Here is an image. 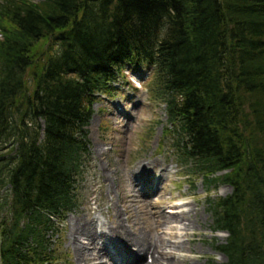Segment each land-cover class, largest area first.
<instances>
[{"label":"trees","instance_id":"obj_1","mask_svg":"<svg viewBox=\"0 0 264 264\" xmlns=\"http://www.w3.org/2000/svg\"><path fill=\"white\" fill-rule=\"evenodd\" d=\"M126 64L152 70L183 164L232 188L207 264H264V0H0V264H56Z\"/></svg>","mask_w":264,"mask_h":264},{"label":"rangeland","instance_id":"obj_2","mask_svg":"<svg viewBox=\"0 0 264 264\" xmlns=\"http://www.w3.org/2000/svg\"><path fill=\"white\" fill-rule=\"evenodd\" d=\"M150 79L147 67L133 68L127 65L112 84L111 94L102 95L94 104L88 126L93 162L87 176L81 181L79 204L65 216L60 226L61 243L58 250H54L56 264H96L106 260L102 256L93 260L88 255L84 261L70 244V231L90 217L97 233L108 231L104 225L108 226L116 217H120L129 232L146 231L150 236L148 242L156 241L155 237L159 241L155 230L161 220L157 214L152 216L145 204L155 206L165 214H168V210H193L192 229L182 227L186 222H168L158 230L161 240L171 243L178 241L185 247V251H170L174 257L165 264H207L210 259L217 262L226 260L213 247L215 241L224 243L227 234L213 230L214 220L208 199L214 201L216 197L226 196L232 188L225 184L208 186L201 176L183 177L188 170L178 164L171 150V140L162 133L166 125L165 106L151 99L147 90ZM148 159L165 166L168 171L166 180L158 187L159 192H154L152 185L145 192L137 186L133 192L130 177H134L138 170V166L137 169L134 166ZM133 196L145 198V201L136 202ZM182 202L183 206L174 208ZM170 232L176 233L177 237H171ZM80 242L86 244L82 238ZM101 242L119 264L120 256L115 242L104 237L98 239V243ZM151 261L150 255H146L140 264H150Z\"/></svg>","mask_w":264,"mask_h":264},{"label":"bare ground","instance_id":"obj_3","mask_svg":"<svg viewBox=\"0 0 264 264\" xmlns=\"http://www.w3.org/2000/svg\"><path fill=\"white\" fill-rule=\"evenodd\" d=\"M137 166L138 170L141 172V175L139 171L136 170V175L134 174V177H130L133 187L132 191L135 192L137 190L136 187L140 186V189L145 192L150 190V186L152 185L155 189L154 192H159L160 189L157 187L162 185V183L166 180V176L168 175V171L165 166L159 165L156 161L151 159L146 160L144 163L140 162L138 165L134 166V169H137ZM132 172L133 171H131V174ZM133 197L136 202L141 203L142 201H145V198L139 199L137 196ZM183 205L184 203L182 202L180 204H176L174 208H177L176 206L180 207ZM145 206L149 208V212L152 214V216L157 214L161 220L160 226H157V229L155 230L159 241L155 237L156 241L148 242L150 236H148L149 232L146 231H139L138 233L129 232L123 225L122 221H120V217H116L115 220L108 226L104 225L107 227L108 231H100L97 233L95 229V223L90 217L89 220L78 224L76 228L70 231V244L73 245L76 254L84 261L85 257L88 255L92 256L93 260L100 259V256L106 258L104 262H98L96 264L117 263L114 261V259H112L103 242L98 243V239L102 237L111 238L115 242L117 253L120 256L118 261L119 264H140L146 255H150L152 258L150 264L167 263L169 261L168 259L174 257L170 251H185V247L178 241L171 243L169 240L167 242L161 240V234H158L157 232L162 228V225L168 222H173V224L186 222L183 223L182 227L185 230L192 229L194 225V221L191 218L193 210L191 209L187 212H179L175 209L168 210V214H165L164 212L159 211L155 206L150 204H145ZM169 235L173 238L177 237L176 233L174 232H170ZM80 238L86 240V244H84V242H80ZM187 251L189 252L188 249Z\"/></svg>","mask_w":264,"mask_h":264}]
</instances>
